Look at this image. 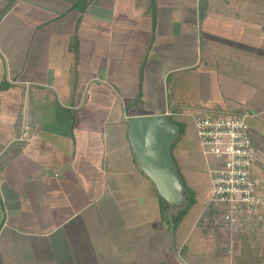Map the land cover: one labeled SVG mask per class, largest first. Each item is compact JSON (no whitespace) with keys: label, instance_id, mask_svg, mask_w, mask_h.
<instances>
[{"label":"crops","instance_id":"0c3cea01","mask_svg":"<svg viewBox=\"0 0 264 264\" xmlns=\"http://www.w3.org/2000/svg\"><path fill=\"white\" fill-rule=\"evenodd\" d=\"M246 111L264 196V0H0V264H264V220L174 225L127 123Z\"/></svg>","mask_w":264,"mask_h":264},{"label":"built area","instance_id":"2783aa9c","mask_svg":"<svg viewBox=\"0 0 264 264\" xmlns=\"http://www.w3.org/2000/svg\"><path fill=\"white\" fill-rule=\"evenodd\" d=\"M249 117L246 111L226 116L200 114L194 119L211 178L209 206L217 223L234 232L248 231L264 220L261 180L254 173L259 153L250 138Z\"/></svg>","mask_w":264,"mask_h":264},{"label":"water","instance_id":"95a60500","mask_svg":"<svg viewBox=\"0 0 264 264\" xmlns=\"http://www.w3.org/2000/svg\"><path fill=\"white\" fill-rule=\"evenodd\" d=\"M127 123L138 167L168 205L171 217L176 216L188 202L186 185L172 154L180 138L179 127L165 114L135 116Z\"/></svg>","mask_w":264,"mask_h":264},{"label":"rangeland","instance_id":"374dc122","mask_svg":"<svg viewBox=\"0 0 264 264\" xmlns=\"http://www.w3.org/2000/svg\"><path fill=\"white\" fill-rule=\"evenodd\" d=\"M126 108L128 109V106ZM171 121L179 127L181 133L179 140L174 144L172 148L173 158L179 169V172L183 176L185 181L189 180V178H187L188 176L185 175L187 174L185 170L189 172V175H195V177L197 178L195 190L196 193H198V198L193 206H188V208L189 210H194L195 213L199 214L200 212H202V210H208V195L205 194V192L209 188V182L208 176L206 174V162L201 157V150H199L200 147L198 145V139L195 131L194 118L183 116L174 119L173 117L171 118Z\"/></svg>","mask_w":264,"mask_h":264},{"label":"trees","instance_id":"16d2710c","mask_svg":"<svg viewBox=\"0 0 264 264\" xmlns=\"http://www.w3.org/2000/svg\"><path fill=\"white\" fill-rule=\"evenodd\" d=\"M223 115H229V114H223ZM230 115H241V114H239V113H231ZM169 120L171 121V117H169ZM171 122H172V121H171ZM180 135H181V133H180ZM250 138H251V136H250ZM251 140H252V139H251ZM173 146H174V145H173ZM182 178H183V177H182ZM183 180H184V179H183ZM185 185H186V184H185ZM186 189H187V192H188V202H187V205L185 206V208H183V209L177 214V216H174V217H173V223H174V225H175L176 222H178V221L182 218V216L186 215L187 212H189V211H188V210H189L188 206L192 207L193 204L196 202V197H195L194 192L191 191V190L187 187V185H186Z\"/></svg>","mask_w":264,"mask_h":264},{"label":"flooded vegetation","instance_id":"af4514ba","mask_svg":"<svg viewBox=\"0 0 264 264\" xmlns=\"http://www.w3.org/2000/svg\"><path fill=\"white\" fill-rule=\"evenodd\" d=\"M182 176V175H181Z\"/></svg>","mask_w":264,"mask_h":264}]
</instances>
